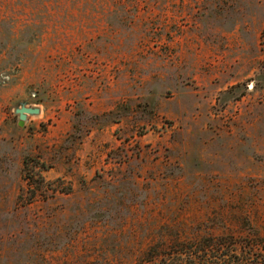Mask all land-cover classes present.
I'll use <instances>...</instances> for the list:
<instances>
[{"label": "rangeland", "instance_id": "rangeland-1", "mask_svg": "<svg viewBox=\"0 0 264 264\" xmlns=\"http://www.w3.org/2000/svg\"><path fill=\"white\" fill-rule=\"evenodd\" d=\"M0 264H264V0H0Z\"/></svg>", "mask_w": 264, "mask_h": 264}, {"label": "trees", "instance_id": "trees-1", "mask_svg": "<svg viewBox=\"0 0 264 264\" xmlns=\"http://www.w3.org/2000/svg\"><path fill=\"white\" fill-rule=\"evenodd\" d=\"M29 162H30V159L28 158V159H26V161H25V168H27V167H29ZM43 167L42 168H46L45 166L46 165H42ZM40 176V178L42 179V177H41V175H39ZM29 179H28V182H27V184H28V186L30 187V189H31V191L33 192V194L36 192V190L39 188V186H40V182L39 181H37V180H35V177H33L32 175H31V177H28ZM43 180V179H42ZM59 182H60V180H58ZM42 182V181H41ZM43 182H44V180H43ZM49 185H52V183H48ZM242 247L243 248H247V244H243L242 245ZM248 247H249V250H251V249H253V248H262V246L261 245H259V244H256V245H253V244H251V245H248ZM245 256V255H244ZM248 260V259H247ZM246 260V261H247Z\"/></svg>", "mask_w": 264, "mask_h": 264}, {"label": "water", "instance_id": "water-1", "mask_svg": "<svg viewBox=\"0 0 264 264\" xmlns=\"http://www.w3.org/2000/svg\"><path fill=\"white\" fill-rule=\"evenodd\" d=\"M40 109L38 108H30L26 103H23L21 107L16 109V113L19 115L21 126L24 125V122L27 120L28 116H36L40 114Z\"/></svg>", "mask_w": 264, "mask_h": 264}]
</instances>
